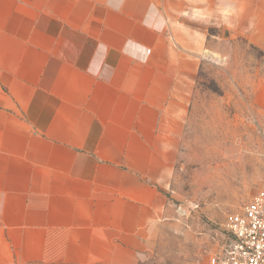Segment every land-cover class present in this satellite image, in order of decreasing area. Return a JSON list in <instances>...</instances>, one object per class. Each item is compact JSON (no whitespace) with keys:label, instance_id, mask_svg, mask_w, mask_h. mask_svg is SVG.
<instances>
[{"label":"crops","instance_id":"1","mask_svg":"<svg viewBox=\"0 0 264 264\" xmlns=\"http://www.w3.org/2000/svg\"><path fill=\"white\" fill-rule=\"evenodd\" d=\"M184 2L0 0V264L149 256L195 82Z\"/></svg>","mask_w":264,"mask_h":264},{"label":"rangeland","instance_id":"2","mask_svg":"<svg viewBox=\"0 0 264 264\" xmlns=\"http://www.w3.org/2000/svg\"><path fill=\"white\" fill-rule=\"evenodd\" d=\"M181 8V44L195 48L178 45L195 82L170 148L173 212L143 264H213L229 216L264 189V0Z\"/></svg>","mask_w":264,"mask_h":264},{"label":"built area","instance_id":"3","mask_svg":"<svg viewBox=\"0 0 264 264\" xmlns=\"http://www.w3.org/2000/svg\"><path fill=\"white\" fill-rule=\"evenodd\" d=\"M225 229L228 242L213 264H264V189L229 216Z\"/></svg>","mask_w":264,"mask_h":264},{"label":"trees","instance_id":"4","mask_svg":"<svg viewBox=\"0 0 264 264\" xmlns=\"http://www.w3.org/2000/svg\"><path fill=\"white\" fill-rule=\"evenodd\" d=\"M135 264H143V263H141V262H138V263H135Z\"/></svg>","mask_w":264,"mask_h":264}]
</instances>
